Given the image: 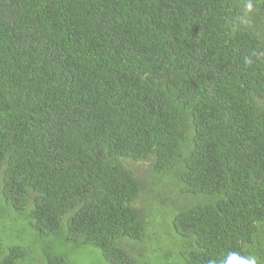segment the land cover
<instances>
[{
  "label": "trees",
  "instance_id": "trees-1",
  "mask_svg": "<svg viewBox=\"0 0 264 264\" xmlns=\"http://www.w3.org/2000/svg\"><path fill=\"white\" fill-rule=\"evenodd\" d=\"M0 188L106 264H264V0H0Z\"/></svg>",
  "mask_w": 264,
  "mask_h": 264
},
{
  "label": "rangeland",
  "instance_id": "rangeland-1",
  "mask_svg": "<svg viewBox=\"0 0 264 264\" xmlns=\"http://www.w3.org/2000/svg\"><path fill=\"white\" fill-rule=\"evenodd\" d=\"M134 168L135 170H137V172L142 175L147 172L146 163L136 164L134 165ZM10 208L12 209L11 206L0 205V251L6 250L5 247L19 244L21 247L29 248L30 251L32 250L34 253H37L39 244L43 243L46 245L47 248L49 247L51 253L63 256L69 261H72L76 264H106L97 249H94L92 247H82L78 250H75L70 247L66 242H64L62 236L54 237L53 240L49 242V244H46L45 242H37L36 238H34L31 232V229L28 225V219L26 217L22 216L21 218H18L16 222L14 221L13 224L10 223L8 218H14L11 215L12 213H10L12 212ZM6 215L8 216V218H6L7 223L6 221H3V218H5ZM9 226L11 227L9 228ZM126 245L130 247L128 249L130 252L127 251V253L130 254V256L135 261H137V264H186L182 257L178 256L177 250L170 245H165L160 247L159 249H156V245L154 244H144V247L141 248L142 251L147 250L150 252H145L143 256H141L137 252V243L133 244V242H130L129 244L127 242L125 244V247ZM150 246L155 250H153ZM169 246L174 249V252L171 257H168L166 259L164 257L165 253L163 254L162 251L166 247L169 248ZM3 255L5 254H2L0 256V259L3 257Z\"/></svg>",
  "mask_w": 264,
  "mask_h": 264
}]
</instances>
